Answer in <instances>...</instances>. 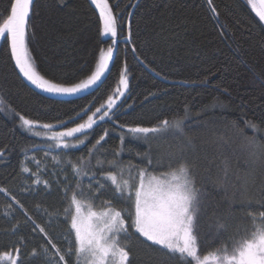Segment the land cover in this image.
<instances>
[{
    "label": "trees",
    "instance_id": "trees-1",
    "mask_svg": "<svg viewBox=\"0 0 264 264\" xmlns=\"http://www.w3.org/2000/svg\"><path fill=\"white\" fill-rule=\"evenodd\" d=\"M210 1L108 0L118 21L114 64L93 92L73 99L49 98L29 86L15 67L10 44L1 38L0 149L4 154L0 155V188L15 196L32 219L0 192V252L20 247L23 264H48L41 251L48 246L47 239L42 233H33V220L63 251L65 237L73 239L64 210L69 208L74 190L70 185L78 179L84 194L77 198L94 209L111 201L116 209L131 210L130 202L116 198L104 180L100 182L106 190L93 198L87 189L89 176L77 177L69 160L80 164L82 172L98 173L97 159L104 162L105 172H118L130 164L146 167L136 153L166 155L178 153L181 146L186 158L196 160L197 186L203 194L197 220L200 253L216 251L224 244L231 248L230 239H238L251 228L247 214L264 212V207L255 206L256 201L264 200V161L252 163L238 129L253 134L240 120L242 112L254 122L264 118V21L248 0ZM11 2L0 0V24ZM102 29L99 9L91 0H33L28 22L32 62L47 80L59 84L81 81L95 70L101 50L114 46ZM129 30L131 38L120 41ZM125 65L129 88L112 110L115 115L110 112L103 121L98 120L88 130L84 144L58 149L67 164L57 169L50 187H29L22 171L25 156L43 148L50 138L23 127L20 117L36 120L39 125L53 124L57 130L83 123L112 96ZM186 116L190 118L184 122V130L191 145L184 137L137 139L127 132L129 127H151L159 120ZM232 120L238 128L232 127ZM104 129L109 135L90 157L89 149ZM260 138L264 140V135ZM225 159L229 164L227 179L223 175ZM108 161H115L117 167L110 168ZM241 201H251L253 206L244 207ZM219 224H224L226 231L214 242ZM129 233L130 240L120 239L121 245H130L131 264H180L159 246L145 242L134 229L129 228ZM20 237L26 243L21 244Z\"/></svg>",
    "mask_w": 264,
    "mask_h": 264
},
{
    "label": "snow or ice",
    "instance_id": "snow-or-ice-1",
    "mask_svg": "<svg viewBox=\"0 0 264 264\" xmlns=\"http://www.w3.org/2000/svg\"><path fill=\"white\" fill-rule=\"evenodd\" d=\"M99 9V15L103 22V34L109 36L116 42L118 34V21L116 14L113 13L112 7L108 0H91ZM248 3L257 11L260 20L264 21V0H261V6L256 7L255 0H248ZM33 0H12L8 7V15L0 24V38L6 39L10 44L12 57L20 71L32 84L44 91L72 95L83 90L89 89L101 81V77L109 69V62L113 60V46H109L106 50H101L99 62L95 66V70L86 79L79 83L65 86L53 83L42 76L32 62L28 49V22L32 11ZM7 34V35H5ZM131 38V31L126 39ZM124 71H127L125 65ZM119 83L126 91L128 89V77L122 75ZM124 91L118 87L114 96H123ZM114 96H109L107 104L96 108L87 120L78 123L75 127H66L63 131L52 132L51 139L56 142L55 147L75 148L84 144V139H79L77 134H83L85 139L88 138L89 132L93 125L97 124V120L103 121L109 116L112 110L117 107ZM131 107V105H129ZM188 105L185 104V109ZM102 109H106L102 112ZM97 114H100L97 117ZM77 117L80 113L75 114ZM73 119V117H69ZM22 126L28 130H32L39 122L20 117ZM240 120L245 128L253 130L252 135L244 134V129H238L243 136V147L247 151L249 159L252 163L264 161V140L260 137L264 135V118L259 122L248 119L243 112ZM60 123H64L61 121ZM233 128H238L235 120L231 121ZM44 129H53V124H43ZM124 126H121L123 128ZM129 134H133L137 139L143 137L162 138L166 136L184 137L187 145L192 144L190 137H187L184 130L182 120L169 121L168 119L159 120L158 123L151 127L135 126L127 128ZM39 135V133H36ZM109 135L107 129L103 130V135L89 149V156L93 154V150ZM76 137L75 143H70L67 138ZM121 145L124 142L123 134L120 137ZM227 143V141H225ZM184 147L181 146L178 153H168L166 155L153 156L150 152L136 153L140 156L146 167L139 165H128L127 168H119V171H107L104 169V162L97 159V172H82L80 164H75L71 160L68 161L69 166L73 169L77 177L89 176L91 183L87 185L88 192L93 198H97L102 191H105L104 180L112 186L113 194L116 198L121 199L125 203L131 204L129 209H116L111 206V201H103L105 205L99 210L93 208L77 198V195L84 194V188L81 187L79 179L70 186L74 189L70 195L69 208L64 210L65 218H70V228L73 231V239L68 240L65 237V248L63 251L48 235L44 227L39 226L33 220V233H42L47 239V247H42L48 264H131L130 261V245L125 243L121 245V237L130 240L132 234L129 228L134 229V233H138L144 238L145 242H151L153 246H159L161 250L166 251L168 255L174 256L180 264H264V212L258 214L248 213V218L252 221L250 229L246 230L245 235L238 239H230L231 248L227 244L222 245L216 251L207 252L203 256L200 254V241L197 235V220L200 215L202 205V191L197 186L195 169L196 160L188 159L183 155ZM3 149H0V155H3ZM45 155H48L47 153ZM119 155V153H115ZM35 160V157H32ZM83 160V158H80ZM27 160V158H26ZM57 164L61 161L58 157H52ZM39 163V161H36ZM223 175L227 179L229 174V164L225 159ZM110 168H116L115 161H108ZM149 168L158 169L165 168L167 171L154 175ZM23 172H30L27 166L23 167ZM63 171V170H61ZM37 178L34 183L39 185L42 181L39 179L38 172L33 173ZM65 180L67 175L65 174ZM47 185V181H43ZM95 185V188H93ZM50 187V185H49ZM28 189L26 188L25 191ZM68 195V188L64 189ZM0 192L15 201L17 205L28 216L27 209L23 204L12 196L6 188H0ZM242 206L252 207L251 201H241ZM255 206L264 207V200L255 202ZM74 208V214L71 210ZM87 208V211H85ZM54 213H49L51 217ZM128 217L126 219L125 217ZM31 220L32 217L28 216ZM131 221V223H129ZM51 223V220H49ZM15 231V228L13 229ZM222 231H226L224 224H219L216 231V241ZM20 243H26L23 237H20ZM20 247H15L11 251L0 252V264H23L20 256ZM33 256L37 255L35 249Z\"/></svg>",
    "mask_w": 264,
    "mask_h": 264
},
{
    "label": "rangeland",
    "instance_id": "rangeland-1",
    "mask_svg": "<svg viewBox=\"0 0 264 264\" xmlns=\"http://www.w3.org/2000/svg\"><path fill=\"white\" fill-rule=\"evenodd\" d=\"M109 3V2H108ZM102 32H103V29H102ZM104 35V34H103ZM105 36V35H104ZM1 40V38H0ZM99 62V60H98ZM125 68H123L122 72H121V76L122 75H127L128 77V88H129V73H127V71L125 72L124 71ZM121 76H120V79H121ZM87 78V77H86ZM84 78V79H86ZM119 79V81H120ZM117 83V86L115 87V90L113 91V93L111 94L112 96H114V93L116 91V89L119 87L121 89V91H124V94L126 93V91L123 89V86L119 83ZM53 82V81H52ZM80 81L78 82H74L72 84H75V83H79ZM53 83H56V82H53ZM59 84V83H57ZM62 85H65V86H71L72 84H63L61 83ZM124 96V95H123ZM123 96H119V97H116L114 96V99L116 101V103L118 101H120L122 99ZM107 104V101L103 104L106 106ZM105 109H102V112L104 111ZM100 114H97V117L99 116ZM190 117H184V118H181L180 120L183 121V124L185 121H187ZM87 120V119H86ZM84 120V121H86ZM98 121V120H97ZM43 125V124H42ZM42 125H39L37 124L33 130L36 132V133H39L41 136L42 135H45L46 137L50 138L51 137V133L52 132H58V131H63L65 130V128L63 129H60V130H57L55 129V125H54V128L49 130V129H44L42 127ZM75 127V125H74ZM78 138L79 139H84V141L86 140L85 137L81 138L80 136H84L82 134H77ZM170 136V135H169ZM69 140L70 143H75L76 142V137H73V138H67ZM55 144L56 142L53 141L51 138L49 140V142L47 144H44V147L41 148V149H34L32 151H30L26 156H25V160H24V167L27 166L29 169H31L30 172H25L26 174V177H27V180L25 181L26 184H28L29 187H38V186H42V187H49V185L51 186L55 179V177L57 176V169H59V167H62L64 168V165L67 164L66 161H64V156H63V153L62 151L58 150L59 148L61 147H55ZM48 154V155H45V154ZM58 157L59 160L61 161L60 164H57L55 161L52 160V157ZM32 157H35V160L32 159ZM27 158V160H26ZM36 161H39V163H36ZM124 166V164H123ZM125 167V166H124ZM121 168V167H120ZM162 170L161 171H153V170H150V172H152L154 175H160V173L162 172H165L167 170H164V168H161ZM38 172V175H39V179L42 181L41 184L37 185L34 183V180L37 178L36 176L33 175V173H37ZM43 181H47V185H45L43 183ZM74 211V209H73ZM85 211H87V208H85ZM74 214V213H73ZM201 254V253H200ZM202 256L204 254H201Z\"/></svg>",
    "mask_w": 264,
    "mask_h": 264
},
{
    "label": "water",
    "instance_id": "water-1",
    "mask_svg": "<svg viewBox=\"0 0 264 264\" xmlns=\"http://www.w3.org/2000/svg\"><path fill=\"white\" fill-rule=\"evenodd\" d=\"M208 1H209V3L211 2L210 0H208ZM126 37H128V36H126ZM126 37H123L122 39H119V40H120V41H127L128 39H126ZM116 41H117V40H116ZM116 47H117V42H115V44H114V46H113V48H114V51H113V60L109 62V69H108L107 72H105L104 76L101 77V81H98L96 85H93V86L90 87L89 89L83 90V91H81V92H79V93L72 94V95L55 94V93H51V92L44 91L43 89H40V88H38L36 85L32 84V82L29 81V80L27 79V77H25V76L23 75V73L20 71L19 67H18L16 64H15V67H16L17 70L19 71L21 77L24 78V80L27 82V84H28L29 86H31L32 88H34V89H35L37 92H39L40 94L42 93V94H44L45 96H47V97H49V98L53 97V98H58V99H62V98H63V99H73V98H75V97H81V96H83V95H85V94L91 93V92L94 91V89H96L98 86H100V84H101V83L104 81V79L108 76V73L110 72V70H111V68H112V66H113V64H114L113 61H114V57H115V54H116V53H115V52H116ZM13 59H14V57H13ZM14 63H15V59H14Z\"/></svg>",
    "mask_w": 264,
    "mask_h": 264
},
{
    "label": "bare ground",
    "instance_id": "bare-ground-1",
    "mask_svg": "<svg viewBox=\"0 0 264 264\" xmlns=\"http://www.w3.org/2000/svg\"><path fill=\"white\" fill-rule=\"evenodd\" d=\"M255 2H256V7L259 8L261 6V0H255Z\"/></svg>",
    "mask_w": 264,
    "mask_h": 264
}]
</instances>
